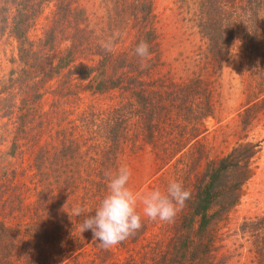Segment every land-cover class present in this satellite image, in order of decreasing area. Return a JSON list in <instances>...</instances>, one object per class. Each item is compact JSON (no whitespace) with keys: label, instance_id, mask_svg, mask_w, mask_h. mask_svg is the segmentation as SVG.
<instances>
[{"label":"trees","instance_id":"obj_1","mask_svg":"<svg viewBox=\"0 0 264 264\" xmlns=\"http://www.w3.org/2000/svg\"><path fill=\"white\" fill-rule=\"evenodd\" d=\"M50 2L41 35L30 36ZM263 4L198 0L200 14L185 12V20L211 43L168 62L152 0H103L94 22L75 0H0V37L16 42L0 75V117L12 126L0 136V264H230L222 231L254 175L259 145L248 132L264 111V42L254 37ZM116 30L106 53L100 42ZM238 39L246 82L239 142L212 157L202 137L219 106L217 75ZM141 40L150 46L143 68L134 53ZM145 150L157 175L152 190L175 180L191 199L174 222L143 217L135 236L104 249L79 224L107 194L104 172ZM238 231L264 264V214L243 219Z\"/></svg>","mask_w":264,"mask_h":264},{"label":"rangeland","instance_id":"obj_2","mask_svg":"<svg viewBox=\"0 0 264 264\" xmlns=\"http://www.w3.org/2000/svg\"><path fill=\"white\" fill-rule=\"evenodd\" d=\"M75 1L87 11L93 22L105 14V8L102 5L103 0ZM152 3L156 17L158 43H160L165 61L169 62L179 57L180 54L190 57L192 52L199 48L205 51V43H211L206 31L197 33L189 28L190 24H187V20H185L186 13L196 10V13L200 14L201 9L197 5L198 0H152ZM54 5V2L48 4L44 10V16L38 22L39 25L35 31L30 32V36L41 35V28L46 24L44 18L55 10ZM180 9L184 10V13H181ZM254 20H256L254 37L256 40L264 42V4L259 7L258 17ZM228 36L231 34L228 33L223 37L228 40L230 38ZM239 39H241V35H239ZM239 39L233 42L234 48L231 52V59L225 61L221 72L217 75V83L220 87L219 106L215 116L207 119V130L202 137L203 144L210 151L212 157L226 155L239 142L238 115L242 111L246 99V82L240 74L242 42H239ZM15 43L6 35L0 37V75L2 76L11 67L9 60L14 52ZM17 101L19 103L18 99ZM11 127L7 118L0 117V136L5 129L9 130ZM248 140L259 145L254 162L255 172L243 187V196L239 204L230 212L222 231L224 240L221 244L224 248L221 253L231 256L230 264H257L254 254L250 251L251 247L247 235H241L238 228L243 219L264 214V111L251 124ZM79 160L72 161L70 159L68 162L72 171H77L74 163ZM121 166H128L132 170L129 187L134 193L143 194L152 190L157 175L154 176L155 169L148 150L141 151L137 157L126 155L122 159ZM140 208L141 206L138 204V211Z\"/></svg>","mask_w":264,"mask_h":264},{"label":"clouds","instance_id":"obj_3","mask_svg":"<svg viewBox=\"0 0 264 264\" xmlns=\"http://www.w3.org/2000/svg\"><path fill=\"white\" fill-rule=\"evenodd\" d=\"M121 36L116 30L107 40L100 42V47L106 53H113L116 40ZM150 46L141 40L134 53L141 60V67H146L144 61L150 56ZM107 179V194L100 201L94 214L84 216L79 224L81 233L91 230L93 240L98 246L110 249L133 237L142 228V218L153 222H174L178 212L191 199V193L178 181H170L164 191L154 189L143 194L134 193L129 187L132 170L128 166H120L117 170L104 172ZM138 204L141 206L138 211ZM84 209L76 206L73 215L80 217Z\"/></svg>","mask_w":264,"mask_h":264}]
</instances>
